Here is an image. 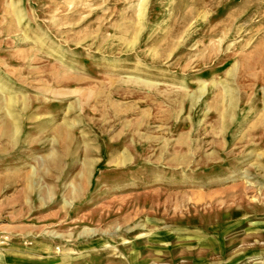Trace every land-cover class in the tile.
Listing matches in <instances>:
<instances>
[{"label":"rangeland","instance_id":"374dc122","mask_svg":"<svg viewBox=\"0 0 264 264\" xmlns=\"http://www.w3.org/2000/svg\"><path fill=\"white\" fill-rule=\"evenodd\" d=\"M0 264H264V0H0Z\"/></svg>","mask_w":264,"mask_h":264},{"label":"crops","instance_id":"0c3cea01","mask_svg":"<svg viewBox=\"0 0 264 264\" xmlns=\"http://www.w3.org/2000/svg\"><path fill=\"white\" fill-rule=\"evenodd\" d=\"M119 159L122 160V158H119ZM119 159H118V160H119ZM112 160H113V162H116V161H117V158L113 157Z\"/></svg>","mask_w":264,"mask_h":264}]
</instances>
